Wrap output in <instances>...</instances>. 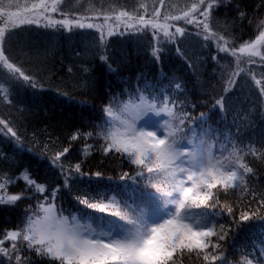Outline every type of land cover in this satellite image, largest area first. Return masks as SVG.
Listing matches in <instances>:
<instances>
[{"label": "trees", "instance_id": "obj_1", "mask_svg": "<svg viewBox=\"0 0 264 264\" xmlns=\"http://www.w3.org/2000/svg\"><path fill=\"white\" fill-rule=\"evenodd\" d=\"M15 2V0H14ZM19 4L30 5L34 0H18ZM193 0H165L161 7L162 14H180L187 10ZM141 3L148 5L151 14L153 6L160 7L159 0H65L61 10L70 15L91 17L88 22L102 23L103 15L113 10H121L145 14L140 8ZM239 4L240 10L246 13V19L239 20L234 5ZM9 10L16 11V7ZM99 15V19L95 17ZM54 18H61L53 14ZM252 20L253 23H249ZM264 20V0H231L226 6L217 8L212 17L214 31L224 32L223 25L228 24L227 35L236 46L250 41L258 34L256 24ZM219 22V23H218ZM176 27L185 29V35H177L174 41L154 38L153 30L127 32L109 37L104 47L100 45V34L95 29H73L67 32L63 29L53 30L25 26L13 30L6 35L4 44L5 55L9 61L31 77L36 84L30 83L15 74L13 78L6 69L0 67V81L9 88L8 99L0 92V119L9 122L17 132L26 151L21 154L17 149L15 138L0 133V174L16 177L21 167H28L31 176L39 183L45 184L48 190L60 185L61 191L55 201L57 211L69 213L91 212L74 199V196L85 193L103 199L101 190L114 189L117 185L132 181H120L124 173L136 177L137 166L130 163L126 157L101 150L103 139L95 135L99 131L97 125L102 123L103 109L114 98L121 102L128 93H136L138 86L145 81L151 85L160 83L161 90H169L173 97L179 98L185 110L193 118L200 113H211L207 124L216 129L220 142L215 143L214 152L220 154V148L225 147V154L235 146L243 156L242 163L253 168V173L245 179L249 188L264 193V62L260 57L241 58L240 67L245 69L236 77V83L231 90L229 77L237 71L236 58L223 52H218L213 41H205L196 25L185 21L170 22ZM0 26H3L0 24ZM119 31H124L121 28ZM170 31L174 32L175 27ZM161 49L159 60L151 55L154 48ZM264 53V49H261ZM101 55H107V63L102 62ZM216 56L217 60L212 57ZM109 65L112 71H109ZM87 69V71H86ZM254 77V78H253ZM139 78V79H138ZM256 80L261 84L257 85ZM174 83L182 88L174 90ZM172 84V89L169 85ZM224 96L223 109L214 108L215 100ZM195 105V107H191ZM185 122V131L188 130ZM199 130V123L193 124ZM6 131V130H5ZM94 133L93 137L85 138L77 133ZM86 146L90 149L86 151ZM64 148L69 153L58 162L63 165L69 175V189H64V178L60 167L52 164L53 158ZM80 163L81 171L89 176L83 180L74 171V165ZM242 171V170H241ZM101 173L100 177L92 174ZM140 178L136 177V181ZM25 183L16 180L8 187L9 194H19L25 190ZM46 191L43 195H48ZM114 194L109 192L108 195ZM43 195L28 191L27 197L18 200L15 205H0V232L14 229L28 214L36 211L37 205L43 202ZM221 205L233 208V217L239 220L243 211L256 212V218L240 221L239 225L224 212L218 217V223L232 224V230L221 241L224 257L213 264H242L244 260H264L259 253L261 247L259 237L250 238V230L264 226V207L257 200H252L248 194L239 191L217 193ZM259 197H257L258 199ZM94 215H104L93 213ZM264 236V233H261ZM215 241V237L212 238ZM255 244V247H253ZM5 247L10 246L6 242ZM22 258H28V264H57L48 258L38 257L34 251L26 248L21 252ZM0 264H10L8 257L0 255ZM14 264V260L12 261ZM178 264H207L195 253H186Z\"/></svg>", "mask_w": 264, "mask_h": 264}, {"label": "snow or ice", "instance_id": "obj_2", "mask_svg": "<svg viewBox=\"0 0 264 264\" xmlns=\"http://www.w3.org/2000/svg\"><path fill=\"white\" fill-rule=\"evenodd\" d=\"M64 3L65 0H34L30 5H21L18 0H0V24L3 25L0 26V67L13 78L18 74L33 88L36 87L31 77L5 55L6 35L25 26L67 32L95 28L100 34V45L104 47L107 39L117 32L124 35L149 28L158 41L161 33L165 40L174 41L177 35H185V29L170 22L183 20L187 24L194 23L200 30L197 35H202L205 41L215 42L218 52L236 58L237 71L229 77V87L225 88V92L231 90L236 77L245 71L240 67L242 57L247 56L248 62L252 63L255 62L252 57H260L264 62V53L261 52L264 49V20L256 24L258 34L255 38L239 46L229 39L227 23L223 25V33L213 30L214 11L228 5L231 0H193L180 14H162L165 0H159L160 7L153 6L147 18L148 5L141 3L140 8L145 14H138L135 10L133 13L113 10L99 14L103 15L102 23H91L88 22L91 17L62 11ZM12 7L17 10H9ZM234 7L239 20L247 18L239 4ZM53 14H59L61 18L56 19ZM99 15L95 19H99ZM249 23L253 21L249 20ZM172 27H175L174 32L170 31ZM121 28L124 31H119ZM160 51L157 47L151 53L157 61ZM100 59L107 63L108 57L101 55ZM212 59L215 61L217 57ZM109 71H112L110 65ZM256 84L260 85L261 81L256 80ZM181 88L179 83H174V90ZM169 89H172V84ZM0 92L7 100L9 88L3 81H0ZM124 93L128 99L116 102L114 98L105 106L102 123L95 126L99 128L95 135L103 139L101 150L105 155L119 154L137 166L136 177L140 180L136 181V177L124 173L120 181L133 183L101 190L99 195L103 199H96L88 193L74 196L79 205L92 211L64 215L62 210L57 211L55 204L61 191L60 185L49 191L45 184L31 176L28 167L23 166L16 177L0 174V205H15L18 200L27 197L28 191L41 195L49 192L43 195V202L38 203L36 211L28 214L20 225L0 232V255L8 257L10 264L13 260L14 264H28V258L21 255L25 248L57 264H178L186 253H195L197 257L202 256L207 264H213L224 257V253H217V250L221 249L220 242L232 230V224L218 223V217L226 212L235 225L256 218V212L243 211L236 220L233 208L221 205L217 193L239 191L264 207V193L250 189L245 179L253 173V168L241 162L243 156L239 150L233 146L225 154L222 145L220 154H215L214 141L220 142L216 129L204 127L211 113H200L198 118H193L185 110L186 102H180L178 96H171L169 90H161L160 83L151 85L145 81L143 86L137 87L134 96L127 89ZM261 94L264 95V87ZM224 99L221 96L215 100L214 108L222 110ZM195 123H199V130L193 126ZM0 133L15 138L14 151L18 149L21 154L28 151L17 132L3 119H0ZM79 135L89 138L94 133H77L71 139L75 140ZM85 150L90 149L86 146ZM68 153L69 148H64L56 154L52 164L60 167L63 187L70 191L69 175L58 163ZM74 171L81 180L89 176L81 171L80 163L74 165ZM92 175L100 177L102 174L97 172ZM16 180L25 183V190L9 194L8 187ZM109 192L114 194L108 195ZM260 219L264 220V217ZM261 233H264V226L250 230L249 235L250 238L259 237V253L264 256V236ZM6 242H10L9 247L4 246ZM242 264L253 262L244 260ZM257 264H264V260H258Z\"/></svg>", "mask_w": 264, "mask_h": 264}]
</instances>
